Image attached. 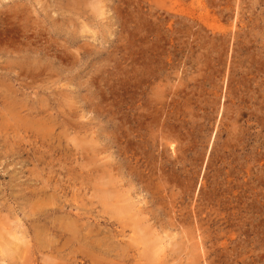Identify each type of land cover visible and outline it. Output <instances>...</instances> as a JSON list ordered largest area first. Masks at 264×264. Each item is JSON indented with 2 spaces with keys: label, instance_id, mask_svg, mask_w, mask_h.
<instances>
[{
  "label": "rangeland",
  "instance_id": "rangeland-1",
  "mask_svg": "<svg viewBox=\"0 0 264 264\" xmlns=\"http://www.w3.org/2000/svg\"><path fill=\"white\" fill-rule=\"evenodd\" d=\"M0 264H264V0H0Z\"/></svg>",
  "mask_w": 264,
  "mask_h": 264
},
{
  "label": "bare ground",
  "instance_id": "bare-ground-1",
  "mask_svg": "<svg viewBox=\"0 0 264 264\" xmlns=\"http://www.w3.org/2000/svg\"><path fill=\"white\" fill-rule=\"evenodd\" d=\"M209 1V0H208ZM99 7V6H98ZM101 7V6H100ZM99 7V8H100ZM201 9V8H200ZM97 10H99V9H97ZM99 14V13H98ZM41 26V25H40ZM159 26V25H158ZM105 194V193H104ZM107 198V197H106ZM123 198V197H122ZM125 199V198H124ZM125 201V200H124ZM128 201V200H127ZM131 202V201H130ZM129 202V203H130ZM118 204V203H117ZM121 204V203H120ZM132 206H133V204H128V205H125V206H119V207H117V211L119 212V214L120 215H122V216H124V215H128V214H130V212H131V210H132ZM138 208H140V207H138ZM141 209V208H140ZM135 211V210H134ZM138 211H140L139 209H138ZM112 213V212H111ZM135 214V213H134ZM142 214V213H141ZM140 215V214H139ZM133 216H135V215H133ZM132 216V217H133ZM79 222V221H78ZM155 236H157V234L155 235ZM70 238V237H69ZM156 239V238H155ZM160 241V240H159ZM159 244V243H158ZM15 245V244H14ZM13 246V245H12ZM163 247V246H162ZM11 249V248H10ZM9 249V250H10ZM149 249V248H148ZM18 251V250H17ZM157 258V257H156ZM141 262V261H140ZM156 262V261H155Z\"/></svg>",
  "mask_w": 264,
  "mask_h": 264
}]
</instances>
